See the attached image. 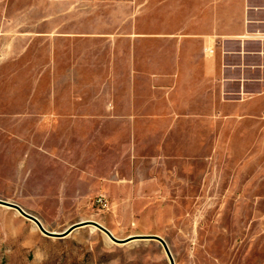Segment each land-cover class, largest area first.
Here are the masks:
<instances>
[{"label":"rangeland","instance_id":"rangeland-1","mask_svg":"<svg viewBox=\"0 0 264 264\" xmlns=\"http://www.w3.org/2000/svg\"><path fill=\"white\" fill-rule=\"evenodd\" d=\"M209 1L0 0V199L159 235L174 264H264V114L224 86ZM0 264L171 261L0 205Z\"/></svg>","mask_w":264,"mask_h":264},{"label":"crops","instance_id":"crops-1","mask_svg":"<svg viewBox=\"0 0 264 264\" xmlns=\"http://www.w3.org/2000/svg\"><path fill=\"white\" fill-rule=\"evenodd\" d=\"M209 2L212 3L207 16L209 28L212 26L209 37L213 36L210 34L223 37L224 86L229 95L233 87L237 89L241 105L254 104L264 114V0ZM207 42L211 44L210 40ZM207 66L214 75L217 64L209 61Z\"/></svg>","mask_w":264,"mask_h":264},{"label":"water","instance_id":"water-1","mask_svg":"<svg viewBox=\"0 0 264 264\" xmlns=\"http://www.w3.org/2000/svg\"><path fill=\"white\" fill-rule=\"evenodd\" d=\"M0 205L16 210L22 216H24L25 218L34 222L45 235L50 236V237L63 238L65 236L69 235L70 233H72L73 231H75L76 229H79V228L84 227V226H92V227L99 229L103 233H105L115 243H128V242H131V241L136 240V239L156 240L162 245V247L166 251L168 257L170 258L171 264H174V259H173L171 250H170L166 240L159 235H134V236H130V237L125 238V239H120V238H117L116 236H114L108 228H106L101 223L94 221V220H82V221L76 222V223L70 225L67 229H65L62 232L50 231V230L46 229V227L43 225L41 220L36 215L26 211L19 204L0 199Z\"/></svg>","mask_w":264,"mask_h":264},{"label":"bare ground","instance_id":"bare-ground-1","mask_svg":"<svg viewBox=\"0 0 264 264\" xmlns=\"http://www.w3.org/2000/svg\"><path fill=\"white\" fill-rule=\"evenodd\" d=\"M39 228V227H38ZM113 234V233H112Z\"/></svg>","mask_w":264,"mask_h":264}]
</instances>
